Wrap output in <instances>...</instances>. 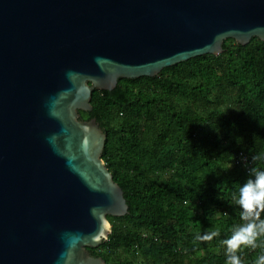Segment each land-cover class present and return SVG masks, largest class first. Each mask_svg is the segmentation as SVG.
<instances>
[{
  "label": "water",
  "instance_id": "1",
  "mask_svg": "<svg viewBox=\"0 0 264 264\" xmlns=\"http://www.w3.org/2000/svg\"><path fill=\"white\" fill-rule=\"evenodd\" d=\"M264 41V0H0V264H105L128 206L93 90Z\"/></svg>",
  "mask_w": 264,
  "mask_h": 264
},
{
  "label": "trees",
  "instance_id": "2",
  "mask_svg": "<svg viewBox=\"0 0 264 264\" xmlns=\"http://www.w3.org/2000/svg\"><path fill=\"white\" fill-rule=\"evenodd\" d=\"M90 104L80 117L105 132L101 158L128 212L107 216L109 234L89 252L105 264H228L223 241L247 223L239 188L264 170V41L226 39L217 55L93 90ZM235 252L256 264L264 234Z\"/></svg>",
  "mask_w": 264,
  "mask_h": 264
},
{
  "label": "clouds",
  "instance_id": "3",
  "mask_svg": "<svg viewBox=\"0 0 264 264\" xmlns=\"http://www.w3.org/2000/svg\"><path fill=\"white\" fill-rule=\"evenodd\" d=\"M255 159V157H254ZM253 177L249 178L239 188L236 199L241 208V217L247 223L237 226L231 237L223 241L227 246L226 251L228 264H242L235 250L241 245L256 246V237L264 234V219L260 217L264 211V170L252 169ZM216 232L197 235V239H211ZM256 264H264V255L257 258Z\"/></svg>",
  "mask_w": 264,
  "mask_h": 264
},
{
  "label": "built area",
  "instance_id": "4",
  "mask_svg": "<svg viewBox=\"0 0 264 264\" xmlns=\"http://www.w3.org/2000/svg\"><path fill=\"white\" fill-rule=\"evenodd\" d=\"M237 162L240 164V166L244 170H246V171L249 170L251 162H250L249 158L246 155H244L243 153H239L238 156H237Z\"/></svg>",
  "mask_w": 264,
  "mask_h": 264
}]
</instances>
